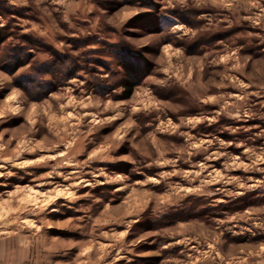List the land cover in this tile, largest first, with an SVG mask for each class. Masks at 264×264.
<instances>
[{
	"label": "rangeland",
	"instance_id": "obj_1",
	"mask_svg": "<svg viewBox=\"0 0 264 264\" xmlns=\"http://www.w3.org/2000/svg\"><path fill=\"white\" fill-rule=\"evenodd\" d=\"M0 264H264V0H0Z\"/></svg>",
	"mask_w": 264,
	"mask_h": 264
},
{
	"label": "trees",
	"instance_id": "obj_2",
	"mask_svg": "<svg viewBox=\"0 0 264 264\" xmlns=\"http://www.w3.org/2000/svg\"><path fill=\"white\" fill-rule=\"evenodd\" d=\"M126 87L130 89L129 92L132 94L131 92L133 91V86L131 84H127Z\"/></svg>",
	"mask_w": 264,
	"mask_h": 264
}]
</instances>
